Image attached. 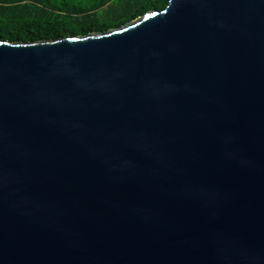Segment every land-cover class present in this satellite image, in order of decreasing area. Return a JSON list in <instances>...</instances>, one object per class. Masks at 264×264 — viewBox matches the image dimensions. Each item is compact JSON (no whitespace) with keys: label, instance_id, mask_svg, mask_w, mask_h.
<instances>
[{"label":"water","instance_id":"1","mask_svg":"<svg viewBox=\"0 0 264 264\" xmlns=\"http://www.w3.org/2000/svg\"><path fill=\"white\" fill-rule=\"evenodd\" d=\"M0 264H264V0L0 40Z\"/></svg>","mask_w":264,"mask_h":264},{"label":"trees","instance_id":"2","mask_svg":"<svg viewBox=\"0 0 264 264\" xmlns=\"http://www.w3.org/2000/svg\"><path fill=\"white\" fill-rule=\"evenodd\" d=\"M168 3L169 0H0V40L27 43L104 33L150 10L164 9Z\"/></svg>","mask_w":264,"mask_h":264},{"label":"rangeland","instance_id":"3","mask_svg":"<svg viewBox=\"0 0 264 264\" xmlns=\"http://www.w3.org/2000/svg\"><path fill=\"white\" fill-rule=\"evenodd\" d=\"M102 13H103V10H100V11H99V14H102Z\"/></svg>","mask_w":264,"mask_h":264}]
</instances>
